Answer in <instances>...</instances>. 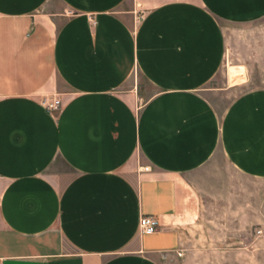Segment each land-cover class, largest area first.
<instances>
[{
  "label": "crops",
  "instance_id": "obj_1",
  "mask_svg": "<svg viewBox=\"0 0 264 264\" xmlns=\"http://www.w3.org/2000/svg\"><path fill=\"white\" fill-rule=\"evenodd\" d=\"M263 19L264 0H0V264H163L206 188L263 185L264 87L223 110L209 87L223 26Z\"/></svg>",
  "mask_w": 264,
  "mask_h": 264
},
{
  "label": "rangeland",
  "instance_id": "obj_2",
  "mask_svg": "<svg viewBox=\"0 0 264 264\" xmlns=\"http://www.w3.org/2000/svg\"><path fill=\"white\" fill-rule=\"evenodd\" d=\"M223 29L227 44L224 67L209 86L221 91L230 87L210 97L219 110L232 98L264 87V19ZM238 182L234 198L206 188L211 201L202 229L163 264H264V184Z\"/></svg>",
  "mask_w": 264,
  "mask_h": 264
},
{
  "label": "built area",
  "instance_id": "obj_3",
  "mask_svg": "<svg viewBox=\"0 0 264 264\" xmlns=\"http://www.w3.org/2000/svg\"><path fill=\"white\" fill-rule=\"evenodd\" d=\"M42 105L48 111L55 113L61 107V102L58 98L52 97L51 99L41 98ZM138 229L142 235H152L159 231V223L153 216H142L139 219Z\"/></svg>",
  "mask_w": 264,
  "mask_h": 264
}]
</instances>
